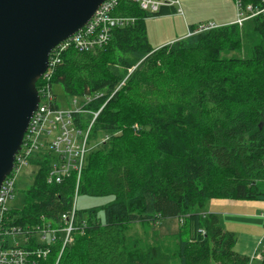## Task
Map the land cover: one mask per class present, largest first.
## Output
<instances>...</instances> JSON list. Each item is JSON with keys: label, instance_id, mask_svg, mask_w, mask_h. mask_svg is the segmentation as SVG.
<instances>
[{"label": "trees", "instance_id": "trees-1", "mask_svg": "<svg viewBox=\"0 0 264 264\" xmlns=\"http://www.w3.org/2000/svg\"><path fill=\"white\" fill-rule=\"evenodd\" d=\"M242 2L264 8L262 0ZM175 14V7L151 14L119 0L113 15L133 24L115 28L94 52L62 53L51 84L100 112L95 120L74 115L76 127L94 120L91 137L105 134L102 150L88 157L79 196L114 200L77 210L61 258L57 244L37 264H251L235 252L237 237L220 216L201 211L215 200L264 203V13L242 25H192L190 35L154 49L147 20ZM52 162L31 160L33 185L23 208L10 212L18 226L59 221L72 210L76 180L48 183ZM167 219L180 221L178 235L127 241L130 227Z\"/></svg>", "mask_w": 264, "mask_h": 264}, {"label": "built area", "instance_id": "built-area-1", "mask_svg": "<svg viewBox=\"0 0 264 264\" xmlns=\"http://www.w3.org/2000/svg\"><path fill=\"white\" fill-rule=\"evenodd\" d=\"M131 1L151 14L158 13L162 7L176 6H179V12L183 14L179 0ZM234 1L237 7L235 24L242 25L264 13V8L254 9L252 5L245 8L242 0ZM118 3L119 0L104 2L81 31L59 44L50 55L49 68L40 79L42 81L37 88L40 96L38 109L30 121L21 150L15 157L14 168L0 189V264H37L39 260L48 259L52 248L57 244H61L60 259L65 248L73 241L72 235L77 229V198L80 182L92 150L90 147L92 127L100 112H89L82 105L80 108L68 111L59 108L51 78L55 67L61 62L60 57L63 52L71 47L78 52H94L110 42L115 28H123L135 22L133 18L113 15ZM217 27L218 25L215 24L203 25L198 31ZM74 101L75 105L79 102L77 98ZM87 101H90V98ZM86 113L95 115L94 120L86 130H80L74 123V115ZM102 142L104 144L105 139ZM45 155L53 159L48 183L60 184L70 178L76 180L72 210L63 215L59 221L43 219L37 226L23 228L10 217L12 210L10 203L16 199L18 178L22 170L31 165L32 159Z\"/></svg>", "mask_w": 264, "mask_h": 264}, {"label": "water", "instance_id": "water-1", "mask_svg": "<svg viewBox=\"0 0 264 264\" xmlns=\"http://www.w3.org/2000/svg\"><path fill=\"white\" fill-rule=\"evenodd\" d=\"M107 0H0V189L14 168L50 55Z\"/></svg>", "mask_w": 264, "mask_h": 264}, {"label": "rangeland", "instance_id": "rangeland-1", "mask_svg": "<svg viewBox=\"0 0 264 264\" xmlns=\"http://www.w3.org/2000/svg\"><path fill=\"white\" fill-rule=\"evenodd\" d=\"M179 1L183 14L179 12V6H176L175 8L177 10V14L175 15L151 18L147 20L148 36H150L153 44H157V40L162 42L178 35L181 36V34H183L182 32H185L183 24L184 15L187 19H189V13L192 14V20L195 21L193 25L198 26L199 24H207L211 19L216 17L220 11H226L230 9V7H228L230 0ZM231 1L233 3L234 10L236 11L237 19V7L235 1ZM185 30L187 31L186 34H188V29L186 28ZM170 43L171 42L168 44ZM54 93L57 98V104L62 110H75L76 108L81 107L80 100L78 104L75 105V99L67 96L61 85L54 86ZM135 128H137V126ZM104 139L105 134L103 133H99L97 136L92 135L90 140V147H92V150L89 156L102 150V141ZM37 171L38 169L36 167L30 165L29 167L24 168L20 173L17 183V196L15 201L10 203L12 210H20L23 208L25 202V193L30 187H32ZM113 200L114 198L112 197L91 198L81 195L77 198V209L78 211H88L103 207ZM210 211L211 208L209 204L203 211H201V213H207ZM253 211L255 212L253 218L242 216L244 209L242 206L237 205L225 208L222 212L223 214H221L220 218L222 227L226 231L234 233L237 237V242H239L240 245L246 243V241H248L251 237H256L258 235L262 237L264 235V216L261 215L262 212H257L256 210ZM179 232L180 221L178 219H167L157 223L156 225L150 224L148 227H142L140 225L132 226L126 231V236L128 238L127 241L129 242L132 239H139L148 235L150 239H147L146 243H154L155 240H151L154 236L159 239H164L166 237L178 235ZM258 256L263 258L262 254ZM250 258L252 259V257ZM174 264H177L176 261Z\"/></svg>", "mask_w": 264, "mask_h": 264}, {"label": "crops", "instance_id": "crops-1", "mask_svg": "<svg viewBox=\"0 0 264 264\" xmlns=\"http://www.w3.org/2000/svg\"><path fill=\"white\" fill-rule=\"evenodd\" d=\"M186 2V1H184ZM228 7H230L229 10H224V11H220L219 14L214 17L213 19H211L208 23H213L216 25H232L236 22V11L234 10L233 7V3L230 0ZM189 13V12H188ZM189 19H187L184 15V19H183V24H184V31L182 32L183 34H181V36H176L174 38H171L169 40H165L162 42H159L157 40V44H153L150 36H148L149 38V42L151 44V46L153 48H161L165 45H168L169 42L173 43L179 39L185 38L186 36L189 35V27L193 25V23H195L194 20H192L193 16L192 14L189 13ZM236 19V20H235ZM188 29V34H186V30ZM180 37V38H179ZM177 39V40H176ZM170 43V44H171ZM240 205L243 207L244 209V213L242 214V216L248 217V218H253L254 217V211L256 210L257 212H262V216H264V203L261 202H233V201H224V200H215V201H211L210 203V208H211V213H215L217 215H219L221 217V214H223L222 212L224 211L225 208L231 207V206H237ZM239 209V208H237ZM230 232V231H229ZM264 235L262 237H260L259 235L256 237H251L248 241H246V243H244L243 245H240L239 242H237V245L235 246V252H237L238 254L245 256V257H252L251 259V264H262V260L263 258H260L258 255H260V253L262 254V252L264 251Z\"/></svg>", "mask_w": 264, "mask_h": 264}]
</instances>
